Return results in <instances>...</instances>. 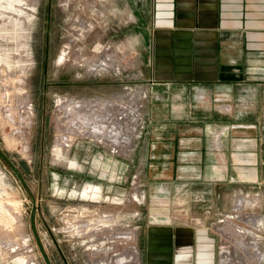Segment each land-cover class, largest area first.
Here are the masks:
<instances>
[{"label": "rangeland", "instance_id": "1", "mask_svg": "<svg viewBox=\"0 0 264 264\" xmlns=\"http://www.w3.org/2000/svg\"><path fill=\"white\" fill-rule=\"evenodd\" d=\"M153 3L0 0V149L34 196L52 264H131L146 226L174 222L214 239L179 248L174 264L188 263L177 253L196 264L210 249L221 264L224 246L255 264L261 227L249 240L237 230L249 224L229 215L263 219L262 188L237 176L231 140L254 139L257 161L259 148L264 157V82L230 91L151 84ZM178 166L195 176L178 177ZM88 183L98 198L79 195ZM30 209L29 192L0 159V264H45Z\"/></svg>", "mask_w": 264, "mask_h": 264}, {"label": "crops", "instance_id": "2", "mask_svg": "<svg viewBox=\"0 0 264 264\" xmlns=\"http://www.w3.org/2000/svg\"><path fill=\"white\" fill-rule=\"evenodd\" d=\"M147 37L151 84L230 91L247 81L264 82V0H154ZM189 142L183 138L181 146ZM231 148L237 176L256 180L262 188L259 241L264 253V157L259 148L257 161V141L251 138H232ZM177 176L195 175L178 166ZM139 235L136 264H174L179 248L200 245L206 238L214 242L200 227L175 222L148 225ZM213 256L211 249L199 251L196 264H213ZM190 259L189 252L176 254L177 261L191 264Z\"/></svg>", "mask_w": 264, "mask_h": 264}, {"label": "bare ground", "instance_id": "3", "mask_svg": "<svg viewBox=\"0 0 264 264\" xmlns=\"http://www.w3.org/2000/svg\"><path fill=\"white\" fill-rule=\"evenodd\" d=\"M103 64H105V63H103ZM123 109H125V108H123ZM131 114H132V116H136V118H138V116H139V114H137L136 115V113L135 112H131ZM20 115L22 116V117H28L29 115H30V113H29V110L28 109H26V108H22L21 110H20ZM123 115V114H122ZM122 117V116H121ZM119 118V116H117L116 117V120L114 121V122H117L118 119ZM92 119V118H91ZM126 120V119H125ZM131 120H133V124H134V119H131ZM121 123H125L123 120L121 121ZM123 124H122V126H123ZM127 126L128 127H132V126H130V124L129 125H126L125 126V128H127ZM121 133H122V130H121ZM131 135H132V131H131ZM103 138H105V135L103 134L102 135V140H103ZM105 142V141H104ZM121 144H124L125 143V140L123 139V140H121ZM61 146V145H60ZM59 143H56V145H55V147L57 148V150L59 149ZM123 149L125 150V147H123ZM80 193H79V195H82L83 197H88V198H98L99 196H100V192H99V187L97 186V185H95V184H91V183H88V184H86V185H84V187L81 189V191H79ZM251 199V198H250ZM253 199V198H252ZM252 202V201H251ZM229 217L230 218H236V219H243V220H245L248 224H249V227L250 228H246V229H241V227H240V229H237L239 232H242V233H244V236H246L247 238H249V240H258V234H257V232H254V231H256V230H258L259 229V227H261V224H262V218H258V221L254 218V217H252V216H249V215H239V216H237V215H229ZM228 222L229 221H225L224 222V224L225 223H227L228 224ZM87 225V224H86ZM85 226V225H84ZM252 229H253V231H252ZM255 229V230H254ZM78 230V229H77ZM81 231V230H80ZM91 233V232H90ZM225 247V246H224ZM223 247V249H222V257H221V264H252V263H250V262H248L244 257H239V258H233V257H230V252H228V250H226V248H224ZM130 248V247H129ZM256 251H258V252H256V254L258 255L257 257H256V259H257V261L255 262V264H260L261 263V261H263V259H264V253H263V251H261L260 252V249L258 250H256ZM132 253H133V251H132ZM235 254V253H234ZM233 254V255H234ZM241 254V253H240ZM119 255V254H118ZM235 255H237V254H235ZM236 257V256H235ZM123 258V257H122ZM133 258V254L129 257L128 256V258H124L125 260L124 261H129L130 262V260H133L132 259ZM106 259V258H105ZM123 261V262H124ZM136 258H134V260L131 262V264H136ZM106 262V261H105ZM263 263V262H262ZM104 264H108V263H104ZM130 264V263H129Z\"/></svg>", "mask_w": 264, "mask_h": 264}, {"label": "water", "instance_id": "4", "mask_svg": "<svg viewBox=\"0 0 264 264\" xmlns=\"http://www.w3.org/2000/svg\"><path fill=\"white\" fill-rule=\"evenodd\" d=\"M0 159L3 160L13 171V173L15 174V176L18 178V180L22 183V185L26 188V190L29 192L30 197H31V209H30V213H29V224H30V228H31V232L32 235L34 237L37 249L44 261L45 264H52L46 251L45 248L40 240V237L37 233L36 227H35V223H34V208H35V199L34 196L32 195V193L30 192L26 181L24 179V177L22 176L21 172L19 171V169L16 167V165L8 158V156L0 149Z\"/></svg>", "mask_w": 264, "mask_h": 264}, {"label": "built area", "instance_id": "5", "mask_svg": "<svg viewBox=\"0 0 264 264\" xmlns=\"http://www.w3.org/2000/svg\"><path fill=\"white\" fill-rule=\"evenodd\" d=\"M133 130H135V129L133 128Z\"/></svg>", "mask_w": 264, "mask_h": 264}]
</instances>
